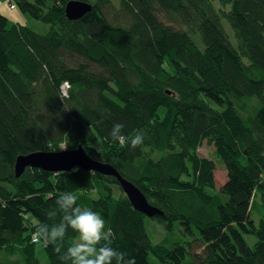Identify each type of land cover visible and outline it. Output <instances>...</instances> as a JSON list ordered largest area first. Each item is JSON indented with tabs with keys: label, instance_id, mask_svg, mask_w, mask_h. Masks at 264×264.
Instances as JSON below:
<instances>
[{
	"label": "trees",
	"instance_id": "obj_1",
	"mask_svg": "<svg viewBox=\"0 0 264 264\" xmlns=\"http://www.w3.org/2000/svg\"><path fill=\"white\" fill-rule=\"evenodd\" d=\"M70 1L12 0L51 25L45 34L0 12V264H41L31 236L60 222L64 192L81 207L87 199L112 228V247L135 264H151L150 255L162 264H264V0H119L116 12L111 0H79L94 5L75 21ZM115 123L142 132L143 144L112 140ZM205 142L212 158L200 155ZM79 147L161 214L137 211L114 192L117 179L98 172L29 167L16 176L19 156ZM218 167L227 175L220 188ZM95 187L93 201L83 190ZM149 218L168 232L156 244ZM76 235L41 240L48 264H71L62 255Z\"/></svg>",
	"mask_w": 264,
	"mask_h": 264
},
{
	"label": "clouds",
	"instance_id": "obj_2",
	"mask_svg": "<svg viewBox=\"0 0 264 264\" xmlns=\"http://www.w3.org/2000/svg\"><path fill=\"white\" fill-rule=\"evenodd\" d=\"M124 128V124L115 123L110 131L112 140L122 145H130L132 149L143 144L142 132L134 136L127 135ZM56 203L61 214L60 222L51 226L39 225L34 235L35 242H62L71 228L77 235L63 253L64 261H70L71 264H113L114 261L115 264H135L134 260L126 259L123 252L112 247L114 232L111 227L106 226L105 219L99 213L79 206L74 193H61ZM56 215V211L49 213L50 218Z\"/></svg>",
	"mask_w": 264,
	"mask_h": 264
},
{
	"label": "water",
	"instance_id": "obj_3",
	"mask_svg": "<svg viewBox=\"0 0 264 264\" xmlns=\"http://www.w3.org/2000/svg\"><path fill=\"white\" fill-rule=\"evenodd\" d=\"M92 9L93 6L88 2L72 0L66 5V17L71 21L79 20ZM15 166L17 177L29 167L52 173L71 172L74 169H82L114 177L137 211L148 217L161 214L160 210L148 202L144 193L137 186L124 178L112 165L92 159L82 147L76 150H63L61 152L42 151L19 156Z\"/></svg>",
	"mask_w": 264,
	"mask_h": 264
},
{
	"label": "rangeland",
	"instance_id": "obj_4",
	"mask_svg": "<svg viewBox=\"0 0 264 264\" xmlns=\"http://www.w3.org/2000/svg\"><path fill=\"white\" fill-rule=\"evenodd\" d=\"M6 1L7 0H0V12L4 16L8 17L11 20V22L18 23V24L23 25V26H27L30 29L34 30L35 32L41 33V34H45L50 30L51 25L43 23V22L38 21L36 19H33L32 17H30L27 14H23L18 8L12 9V4L15 5V2H12L10 0H8L7 2ZM111 1L114 5L113 6L114 11L115 12L118 11L120 9V1L119 0H111ZM88 3H91V2H88ZM93 5L94 4L92 3V6ZM60 89H61V87H60ZM70 89H71V85H67L66 91L68 92V91H70ZM199 152H200V155L203 157L212 158V156L215 152V149H214L213 145L205 142V144L200 148ZM157 156H159V154H157ZM74 170H77V169H74ZM215 179H216V183H217L218 188H220V186L225 185V183L227 181V175H226L225 170L218 167L217 171L215 172ZM112 187H113L114 192L117 195L120 194L121 191L123 192V190L121 189L120 186L113 185ZM100 190H101V188L95 187V189L83 190V193L88 195V198L95 201L98 198V195L100 194ZM98 191H99V194H98ZM79 200L81 201V203L85 207H89V202L87 201L86 198L80 197ZM257 200H259V199H257ZM254 216L257 217L256 214ZM146 227H147L148 233L152 239V242L155 244L160 242L165 237V235L168 234V232L165 230L164 226L162 224H160L155 219H150V218L147 219L146 220ZM34 235H35V233H33V235L31 236L32 244H35L37 246V250L35 251L34 255H36L39 259H41L40 260L41 264H48L47 258L43 257L44 247L41 244V240L38 243L35 242L34 241ZM246 239H247L248 243H250V245H252L251 242L254 243V241H255V238L252 236H246ZM18 247L25 251L24 246H21L18 244ZM25 254L29 257V254L26 251H25ZM17 258L18 257L15 256L12 258V260L15 261ZM149 261L151 264H162L153 255L149 256Z\"/></svg>",
	"mask_w": 264,
	"mask_h": 264
},
{
	"label": "built area",
	"instance_id": "obj_5",
	"mask_svg": "<svg viewBox=\"0 0 264 264\" xmlns=\"http://www.w3.org/2000/svg\"><path fill=\"white\" fill-rule=\"evenodd\" d=\"M8 1V0H7ZM6 1V2H7ZM10 1H12V0H10ZM16 8V6L14 5V4H12V9H15ZM67 85H69L68 83H64L63 84V88L61 87V92H62V94H63V96H65V97H68V92L66 91V87H67ZM63 90V91H62Z\"/></svg>",
	"mask_w": 264,
	"mask_h": 264
},
{
	"label": "bare ground",
	"instance_id": "obj_6",
	"mask_svg": "<svg viewBox=\"0 0 264 264\" xmlns=\"http://www.w3.org/2000/svg\"><path fill=\"white\" fill-rule=\"evenodd\" d=\"M68 4V3H67ZM60 173H62V172H60Z\"/></svg>",
	"mask_w": 264,
	"mask_h": 264
}]
</instances>
